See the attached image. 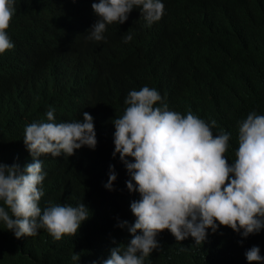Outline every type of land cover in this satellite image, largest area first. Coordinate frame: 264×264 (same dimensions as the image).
I'll list each match as a JSON object with an SVG mask.
<instances>
[{"label":"trees","instance_id":"obj_1","mask_svg":"<svg viewBox=\"0 0 264 264\" xmlns=\"http://www.w3.org/2000/svg\"><path fill=\"white\" fill-rule=\"evenodd\" d=\"M161 2L164 14L156 25L149 27L140 11L132 10L104 41L94 42L86 26L94 11L85 0H16L7 29L14 48L0 54V162L22 168L33 162L23 139L29 116L13 109L12 98L58 104L60 87L76 92L58 106L60 115L72 122L88 112L98 143L70 157H40L46 176L39 206L43 211L53 204L84 203L90 217L78 234L57 241L39 229L17 239L0 222V264H103L112 248L130 242L129 226L136 219L130 206L141 197L128 190L131 175L119 154L113 157L112 121L124 113L131 90L154 88L162 98L156 107L167 103L169 110L186 109L183 115L189 110L208 124L216 120L213 134L230 135L225 153L230 165L239 147V122L251 112L264 115V0ZM127 32L133 39L125 43ZM208 33L211 38L204 41ZM53 70L72 77L47 73ZM110 166L117 174L114 190L105 187ZM123 221L128 225L121 228ZM157 241L160 248L145 264H249L245 253L253 246L264 256V229L247 238L230 227L208 229L200 245L192 237L177 241L164 230ZM75 253L79 261L72 259Z\"/></svg>","mask_w":264,"mask_h":264},{"label":"clouds","instance_id":"obj_2","mask_svg":"<svg viewBox=\"0 0 264 264\" xmlns=\"http://www.w3.org/2000/svg\"><path fill=\"white\" fill-rule=\"evenodd\" d=\"M85 1L94 11L86 23L90 27L88 38L94 42L104 41L107 32L125 23L132 10L140 11L150 27L159 23L165 8L161 0ZM15 3L0 0V54L14 48L7 29ZM210 38L208 33L204 41ZM132 39L130 32L123 37L125 43ZM47 73L72 77L58 70ZM75 93L63 87L56 89L61 99L58 104L12 98L13 109L29 116L23 139L33 158L23 168L0 162V222L17 239L35 236L39 229L47 230L57 241L65 235L76 236L90 217L84 203L53 204L43 211L39 206L44 195L40 186L46 176L40 157H70L84 146L94 150L98 143L94 118L88 112L83 113V120L72 122H68L70 117L60 115L58 106ZM161 99L160 93L148 86L131 90L124 113L112 121L113 157L119 154L131 175L127 188L138 191L141 199L130 206L136 218L129 226L130 242L112 248L103 264H145V258L160 248L157 236L164 230L177 241L192 237L200 245L208 229L215 233L221 226L230 227L244 238L264 229V115L251 112L239 122V147L230 165L225 156L230 135L223 130L213 134L216 120L208 124L189 110L186 115V109L182 114L169 110L167 103L156 107ZM110 167L105 187L114 190L117 174L114 166ZM126 225L128 222L123 221L118 226ZM260 251L258 246L246 251L249 264H264ZM72 259L79 261L80 254L75 253Z\"/></svg>","mask_w":264,"mask_h":264}]
</instances>
